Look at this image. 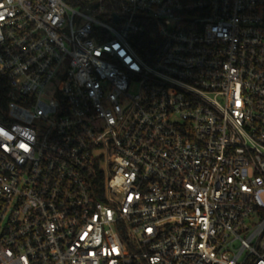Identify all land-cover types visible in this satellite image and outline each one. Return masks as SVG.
I'll use <instances>...</instances> for the list:
<instances>
[{
  "label": "built area",
  "instance_id": "1",
  "mask_svg": "<svg viewBox=\"0 0 264 264\" xmlns=\"http://www.w3.org/2000/svg\"><path fill=\"white\" fill-rule=\"evenodd\" d=\"M0 264H264V0H0Z\"/></svg>",
  "mask_w": 264,
  "mask_h": 264
},
{
  "label": "trees",
  "instance_id": "2",
  "mask_svg": "<svg viewBox=\"0 0 264 264\" xmlns=\"http://www.w3.org/2000/svg\"><path fill=\"white\" fill-rule=\"evenodd\" d=\"M5 81V79L0 78V106L3 108L6 105L8 94V89Z\"/></svg>",
  "mask_w": 264,
  "mask_h": 264
}]
</instances>
